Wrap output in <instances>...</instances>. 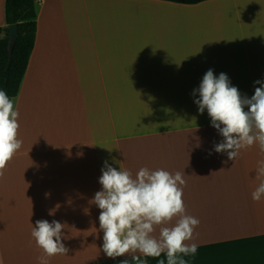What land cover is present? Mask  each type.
<instances>
[{"label":"crops","instance_id":"obj_1","mask_svg":"<svg viewBox=\"0 0 264 264\" xmlns=\"http://www.w3.org/2000/svg\"><path fill=\"white\" fill-rule=\"evenodd\" d=\"M35 9L34 49L12 98L23 143L0 178V264H39L37 220L65 224L68 255L49 264H138L103 252L100 209L90 201L105 161L133 177L142 167L184 172L186 213L200 223L186 241L196 254L178 260L264 264V196H251L264 153L258 144L235 161L215 152L223 137L192 95L209 69L242 97L261 87L264 0H42ZM161 260L166 253L139 264Z\"/></svg>","mask_w":264,"mask_h":264},{"label":"clouds","instance_id":"obj_2","mask_svg":"<svg viewBox=\"0 0 264 264\" xmlns=\"http://www.w3.org/2000/svg\"><path fill=\"white\" fill-rule=\"evenodd\" d=\"M255 84L261 87L255 89L254 95L242 97L226 74L216 77L209 69L199 88L193 90V96L199 93V99L194 100L199 113L206 109L212 126L223 137L214 150L226 153L228 160L235 161L241 150L254 144L264 153V82L257 80ZM18 117L13 100L0 90V178H4L7 164L23 143L18 138ZM101 171L102 190L90 202L100 209L99 228L103 231L102 248L107 257L115 259L128 254L139 264L141 255L160 257L166 253L167 264H186L183 259L178 260V255L196 254L197 245L186 241L193 239L200 221L186 213L182 199L184 172L172 174L164 169L142 167L133 177L131 171L122 167L117 170L107 161ZM261 177H264V160L257 162L256 178L260 183L251 193L256 202L264 196ZM157 226H160L158 237L153 235ZM64 228L65 224L56 220L36 221L31 235L43 250L37 258L39 264H49V259L56 255H68L69 248L62 242ZM121 264L130 262L124 260ZM160 264L165 262L161 260Z\"/></svg>","mask_w":264,"mask_h":264},{"label":"trees","instance_id":"obj_3","mask_svg":"<svg viewBox=\"0 0 264 264\" xmlns=\"http://www.w3.org/2000/svg\"><path fill=\"white\" fill-rule=\"evenodd\" d=\"M181 5H197L209 0H160ZM6 24L0 39V90L10 99L19 93L29 59L34 49L37 31L34 0H6ZM18 26V36L13 51L9 49L8 25Z\"/></svg>","mask_w":264,"mask_h":264},{"label":"water","instance_id":"obj_4","mask_svg":"<svg viewBox=\"0 0 264 264\" xmlns=\"http://www.w3.org/2000/svg\"><path fill=\"white\" fill-rule=\"evenodd\" d=\"M9 29V49L10 51H13L17 36H18V26L16 24L8 25Z\"/></svg>","mask_w":264,"mask_h":264},{"label":"rangeland","instance_id":"obj_5","mask_svg":"<svg viewBox=\"0 0 264 264\" xmlns=\"http://www.w3.org/2000/svg\"><path fill=\"white\" fill-rule=\"evenodd\" d=\"M139 14V13H138ZM127 15H129V14H127ZM132 15V17H133V13L131 14ZM136 15V14H135ZM142 17H144V15H138V18L140 19V18H142ZM138 21H140V20H138ZM137 28H139V27H137ZM134 29H136V28H134Z\"/></svg>","mask_w":264,"mask_h":264},{"label":"built area","instance_id":"obj_6","mask_svg":"<svg viewBox=\"0 0 264 264\" xmlns=\"http://www.w3.org/2000/svg\"><path fill=\"white\" fill-rule=\"evenodd\" d=\"M35 1V4H38V3H41L42 0H34Z\"/></svg>","mask_w":264,"mask_h":264},{"label":"bare ground","instance_id":"obj_7","mask_svg":"<svg viewBox=\"0 0 264 264\" xmlns=\"http://www.w3.org/2000/svg\"><path fill=\"white\" fill-rule=\"evenodd\" d=\"M138 9V8H137ZM148 9V8H147ZM140 14H138V15H144V14H142V12H139Z\"/></svg>","mask_w":264,"mask_h":264}]
</instances>
